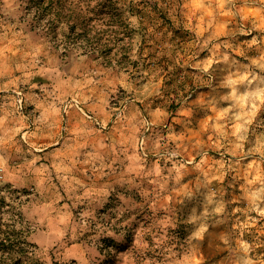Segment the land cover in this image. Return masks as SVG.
<instances>
[{
	"label": "clouds",
	"instance_id": "obj_1",
	"mask_svg": "<svg viewBox=\"0 0 264 264\" xmlns=\"http://www.w3.org/2000/svg\"><path fill=\"white\" fill-rule=\"evenodd\" d=\"M112 2L126 29L96 0H55L59 18L48 0L38 16L31 0H0V242L29 205L63 225L121 172L139 199L96 227L133 229L112 248L126 264H264V0ZM12 244L0 264L60 259L51 242Z\"/></svg>",
	"mask_w": 264,
	"mask_h": 264
},
{
	"label": "rangeland",
	"instance_id": "obj_2",
	"mask_svg": "<svg viewBox=\"0 0 264 264\" xmlns=\"http://www.w3.org/2000/svg\"><path fill=\"white\" fill-rule=\"evenodd\" d=\"M25 0H21L22 6ZM96 0V8L101 9L100 13L97 15H101L105 10H107L108 14L111 16V23L120 24L122 28H127L121 20L122 12L116 8L115 4L112 0ZM142 3L147 4V0H142ZM153 10L156 11L155 5L152 6ZM28 11H23L24 19L28 17ZM133 12L145 16L144 12H141L139 8L132 9ZM159 18L164 21V25L171 29V23L167 20L164 14L158 13ZM60 17V14L57 16ZM147 18V17H146ZM35 19V17H33ZM109 17H101L98 16V22L104 21L107 22ZM31 22V21H29ZM152 18H149V23H152ZM159 30V29H158ZM72 31L75 32V26L72 27ZM130 33H125V35H129ZM83 36H86L87 33H83ZM176 36H179L181 40L184 39V36H181L179 32H176ZM80 36L75 37V39H80ZM69 40L73 39V37L69 36ZM146 43V42H145ZM72 46H76V41H72ZM112 51L111 48L107 49V52H102L101 55H107ZM143 52L144 49L142 48ZM155 52H149V59H153L155 57ZM125 59L127 57L125 56ZM167 63L166 60H162L159 62V65H163ZM135 67V65H133ZM166 71V69H165ZM176 76H179V72L176 73ZM168 85L171 86L175 83L174 80H169ZM191 84V81H188ZM180 89L184 88V84L179 85ZM167 96L168 93H165ZM187 95V93H185ZM178 105L173 102L171 104L170 111H174ZM128 177L123 176L121 172H117L112 177L109 178V182L106 185L107 193H100L95 196L91 204H88L87 200L83 204L79 201H75L76 207L72 208L73 215L71 218H66L63 225L52 224L49 225V222L46 218H44V210L39 208V206L29 205L26 210L19 211V219H13V217H9L12 221V225L19 224L20 231L17 232L15 237H12V240L15 239H23V240H40L42 242L41 245H32L33 248L40 249L41 253L43 252V246H47L48 243H52L55 245L54 251H58L60 255V259L58 264H126L123 260V257L115 255L113 253L112 248H117L118 250H122L120 246L116 244V240H121L126 237V239L131 241V231L132 228H126L123 232L121 229H113V234L108 235L106 231H102L101 228H97L96 225L99 224L102 227L106 228L111 224L112 218L116 215V209H108V207L115 206L117 203H120L121 200L125 202L135 203V199H139L136 197L137 192H141L142 188L140 185H133L128 182ZM122 185V187H121ZM27 191V190H25ZM82 191V189H80ZM75 199V197H73ZM106 202H111L110 205L105 206ZM23 203V202H22ZM4 205V200L0 198V206ZM105 206V208H104ZM71 208V204H70ZM104 208V209H102ZM102 209V210H101ZM139 207L137 211L139 212ZM88 212L89 215H83L82 213ZM4 213L0 211V220H2ZM44 219L43 223H40V219ZM149 218H151L149 216ZM49 229L50 231L59 233L61 230L66 229L67 234L62 238H52L49 237L45 229ZM12 230L15 231V228L12 227ZM87 232V237H82L81 233ZM129 233V234H128ZM128 234V235H127ZM7 234L5 237L7 239ZM69 237H72L71 243H74V247H68L67 243L69 241ZM9 242V241H8ZM64 244V246H61ZM10 244L4 245L3 242H0V248H8ZM13 247V246H12ZM71 253L72 255H69ZM208 253H206L207 255ZM33 257L39 261V264H47V261L44 259L43 254L36 258L35 252H33ZM80 257V259H77Z\"/></svg>",
	"mask_w": 264,
	"mask_h": 264
},
{
	"label": "trees",
	"instance_id": "obj_3",
	"mask_svg": "<svg viewBox=\"0 0 264 264\" xmlns=\"http://www.w3.org/2000/svg\"><path fill=\"white\" fill-rule=\"evenodd\" d=\"M31 2L37 5L36 15L38 16V15H39V12H40V10H41V9L39 8V6L42 5V4H44L45 0H31ZM53 2H55V0H48V6H47V7H44V8L42 9V11H43L44 13H50V12L55 11L56 15L58 16V15L60 14L59 9L56 10V9H54V8L52 7ZM7 239H8V241H9L8 244H10L8 247H12V246H13V244H12V242H13L12 239H13V238H12V237L10 238L9 236H7ZM31 247H32V245H26V248H27V250H29V251L32 250ZM16 264H19V261H17ZM25 264H39V261H38L37 259H35V258L33 257V255H32V257H29V258L25 261Z\"/></svg>",
	"mask_w": 264,
	"mask_h": 264
}]
</instances>
